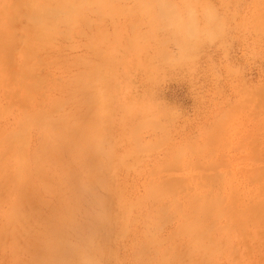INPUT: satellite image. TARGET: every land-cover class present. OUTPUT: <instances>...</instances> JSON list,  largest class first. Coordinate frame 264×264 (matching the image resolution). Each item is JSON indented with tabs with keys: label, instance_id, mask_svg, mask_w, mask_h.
Wrapping results in <instances>:
<instances>
[{
	"label": "rangeland",
	"instance_id": "374dc122",
	"mask_svg": "<svg viewBox=\"0 0 264 264\" xmlns=\"http://www.w3.org/2000/svg\"><path fill=\"white\" fill-rule=\"evenodd\" d=\"M52 237L68 264H264V0H0V264Z\"/></svg>",
	"mask_w": 264,
	"mask_h": 264
},
{
	"label": "bare ground",
	"instance_id": "6f19581e",
	"mask_svg": "<svg viewBox=\"0 0 264 264\" xmlns=\"http://www.w3.org/2000/svg\"><path fill=\"white\" fill-rule=\"evenodd\" d=\"M28 6H29V5H28ZM54 108H55V107H54ZM56 109H57V107H56ZM56 109H55V110H56ZM55 110H53V111H55ZM75 124H76V122H75L74 125H73L74 127H75ZM79 124H81V123H79ZM77 125H78V124H77ZM77 125H76V126H77ZM44 137H45V136H44ZM64 139H65V138H64ZM73 142H75V141H73ZM77 142H78V141H77ZM81 143H82V142H81ZM82 145H83V143H82ZM89 146H90V145H89ZM67 147H71V146L67 145ZM91 151H92V150H91ZM91 157H93V155H91ZM91 157H90V158H91ZM90 158H89V159H90ZM77 159H78V158H77ZM78 160H79V159H78ZM22 161H23V160H22ZM22 161H21V162H22ZM83 161H84V160H83ZM84 162H85V161H84ZM23 164H24V163H23ZM80 164H81V163H80ZM20 165H22V163H21ZM83 168H84V166H83ZM78 169H80V168H78ZM76 172H77V171H76ZM74 174H75V172H74ZM36 193H37V192H36ZM38 194H39V193H38ZM38 194H37V195H38ZM37 195H36V196H37ZM37 200H39L38 197H37ZM36 203H38V202L36 201ZM44 203H47V204H48L47 201L44 202ZM57 203H58V202H57ZM38 204H39V203H38ZM41 204H42V203H41ZM50 204H51V203H50ZM44 205H45V204H44ZM48 205H49V204H48ZM35 207H36V206H35ZM44 207H45V206H44ZM47 207H48V206H47ZM47 207H46V208H47ZM32 208H34V207L32 206ZM40 208H41V207H39V210H40ZM36 209H37V207H36ZM36 209H35V210L32 209V210L37 214L38 212H36ZM32 210H31V211H32ZM39 210H38V211H39ZM22 211H23V210H22ZM22 211H21L22 218H24L25 220H27V219H32V220H33V218L28 217V215H26V216L28 217V218H27V217L24 215V214H26V213H23L24 211H23V212H22ZM51 211H52V210H51ZM53 211H54V210H53ZM17 212L20 214L19 211H17ZM34 212L32 213L34 216H33V215H32V216H33L34 218H36ZM43 212H44V211H42V213H43ZM48 212H49V211H48ZM56 212H57V210H56ZM40 213H41V212H39V215H37V217H40ZM49 213H50V212H49ZM53 213H54V212H53ZM28 214H29V216H30V213H28ZM50 214H51V213H50ZM50 214H48V215H50ZM60 214H61V213H60ZM41 215H42V214H41ZM45 215H46V214H45ZM23 216H24V217H23ZM58 216H59V214H58ZM41 217H42V216H41ZM53 217H54V216H53ZM56 217H57V216H56ZM63 217H64V216H63ZM26 218H27V219H26ZM43 218H44V217H43ZM61 218H62V217H61ZM38 219H40V218H38ZM46 219H47V218H46ZM51 219H52V217H51ZM53 219H54V218H53ZM56 219L58 220V218H56ZM59 219H60V218H59ZM35 220H36V219H35ZM41 220H42V218H41ZM27 221L29 222V220H27ZM30 221H31V220H30ZM38 221H39V220H38ZM42 221H46V222H47V220H42ZM51 221H53V220H51ZM25 222H26V221H25ZM28 222H27V223H28ZM39 222H40V221H39ZM48 222H49V221H48ZM48 222H47V225H50L49 223H51V224L53 225L52 222H49V223H48ZM27 223H25V224H27ZM32 223H33V222H31L30 224H32ZM41 223H43V222H41ZM65 223H67V222H65ZM91 223H92V222H91ZM36 224H37V222H36ZM44 224H45V223H44ZM44 224H42V225H44ZM61 224H62V223H61ZM82 224H83V222H82ZM27 225H28V224H27ZM27 225H25V226H23V227H26ZM34 225H35V224H34ZM28 226H29V225H28ZM32 226H33V225H32ZM38 226H39V225H38ZM40 226H41V225H40ZM44 226H45V225H44ZM44 226H43V227H44ZM53 226H54V225H53ZM82 226H83V225H82ZM30 227H31V226H30ZM43 227H42V228H43ZM49 227H50V226H49ZM58 227H59V226H58ZM85 227H86V226H85ZM27 228L30 229L29 227H27ZM32 228H33V227H32ZM45 228H46V227H45ZM47 228H48V226H47ZM77 228H79V226H78ZM86 228H87V227H86ZM90 228H91V226H90ZM10 229H11V228L9 227V230H10ZM24 229H25V228H24ZM28 229H27V230H28ZM34 229H35V227H34ZM39 229H40V228H39ZM82 229H83V228H82ZM14 230H15V229H14ZM25 230H26V229H25ZM31 230H32V229H31ZM47 230H48V229H47ZM52 230H53V229H52ZM57 230H58V229H57ZM60 230H61V229H60ZM72 230H73V229H72ZM87 230H88V228H87ZM33 231H34V233H36L35 231L39 232L38 230H33ZM40 231H42V230H40ZM43 231H44V230H43ZM78 231H80V230H78ZM8 232H9V231H8ZM29 232H30V231H28V233H29ZM47 232H48V231H47ZM72 232H74V231H72ZM75 232H76V231H75ZM26 233H27V231H26ZM86 233H87V232H86ZM15 234H16V233H15ZM50 234H51V233H50ZM16 235H17V234H16ZM26 235H27V234H26ZM28 235H29V234H28ZM34 235H35V234H34ZM39 235H40V234H39ZM41 235H42V234H41ZM51 235H52V234H51ZM54 235H55V234H54ZM17 236H18V235H17ZM55 236H56V235H55ZM64 236H65V235H64ZM78 236H79V235H78ZM80 236H81V235H80ZM80 236H79V237H80ZM37 237H38V236H37ZM49 237H50V236H49ZM60 237H61V234H60ZM76 237H77V236H76ZM55 238H56V237H55ZM28 239H29V238H28ZM28 239H27V241L30 242V240H28ZM41 239H42V238H41ZM41 239H40V240H41ZM47 239H48V235H47V237H46V240H47ZM52 239H53V237L50 239L51 241L48 240V241L50 242V244H49V246H48V247H49L48 250H49V249L56 248V250H55L54 252L57 253V252H56L57 249H58V250H62V249H66V248H67V243H65L66 240H63L62 238H60V239H59L60 242H59V241H58V242L56 241L57 243H54V242H53L54 239H53V240H52ZM64 239H65V238H64ZM80 239H81V238H80ZM24 240H25V239H24ZM33 240H37V239H34V238H33ZM38 240H39V238H38ZM55 240H56V239H55ZM27 241L25 240V244L28 243ZM37 242H38V241H37ZM37 242H36V244H37ZM31 243L34 244L35 242H34V243H33V242H30V245H28V244H29V243H28V244H27V247L30 248V246H32ZM39 243H40V242H39ZM39 243H38V244H39ZM41 243L43 244L44 241H43V242L41 241ZM41 243H40V244H41ZM68 243H69V242H68ZM36 244H34L32 247L34 248V246H35ZM75 244H76V243H75ZM75 244H74V247H75ZM72 245H73V244H72ZM36 246L38 247V246H40V245H36ZM36 246H35V249L37 248ZM70 246H71V245H70ZM44 247H45V246H44ZM74 247H73V248H74ZM38 249H39V247H38ZM32 251H34V252H31V251H30V254H32V259H33V254L35 253V255H36V250H32ZM49 251H50V250H49ZM63 251H64V250H63ZM67 251H68V250H66L65 252H67ZM50 252H51V251H50ZM65 252H64V253H65ZM74 252H75V251H74ZM35 255H34V257H35V258H34L35 261H33V264H34V263L37 264V262H36L37 259H38L37 261H38L39 264H66V263L69 261V259L64 260L65 257H66V256H65L66 254L64 255L65 257H64V256L62 257V253H61V252H60V254L57 253V254H55L54 256L51 255V257H50L49 255H48V256L45 255V257H43V260H40L41 258L38 257V256H37V257H38V258H37ZM47 257H48V258H47ZM46 258H47V259H46ZM32 259H31V262H32ZM44 260H46V261H44ZM42 261H43V262H42ZM31 262H30V263H31ZM41 262H42V263H41ZM70 263H71V262H70ZM67 264H68V263H67ZM71 264H72V263H71ZM75 264H76V263H75Z\"/></svg>",
	"mask_w": 264,
	"mask_h": 264
}]
</instances>
